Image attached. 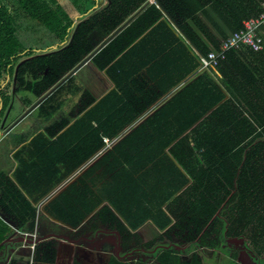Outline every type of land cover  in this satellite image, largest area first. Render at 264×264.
I'll use <instances>...</instances> for the list:
<instances>
[{
    "label": "trees",
    "instance_id": "trees-1",
    "mask_svg": "<svg viewBox=\"0 0 264 264\" xmlns=\"http://www.w3.org/2000/svg\"><path fill=\"white\" fill-rule=\"evenodd\" d=\"M96 1L75 0L70 13L56 0H0V124L12 98L14 67L32 54H22L26 48L17 39L18 25L24 20L42 24L54 42L51 47L59 46L57 52L26 60L17 70L16 94L44 97L94 50L89 40L93 31L110 34L148 0H107L109 5L76 23L75 15L87 13ZM205 4L229 31L228 35L219 31L217 38L213 30L220 28L215 18L207 15V25L200 17H192L210 49L194 31L177 23L201 57L219 50L222 41L244 28L246 20L258 17L264 0H194L192 9ZM162 17L155 5L149 6L92 58L97 69H107L115 89L91 108L94 99L83 92L71 126L72 119L54 117L65 104L63 96L73 94L67 85L74 77L40 105L39 117L46 125L41 128L44 132L16 152L18 185L0 173V209L15 226L0 217V252L20 245L24 235L36 230L35 204L103 149L104 139L121 137L98 163L49 202L46 213L50 218L75 228L89 217L84 229L113 230L123 247L137 241L138 248L155 257L146 263L113 256L107 264H204L197 253L182 259L176 247L184 243L189 250L218 248L223 238L240 237L247 239L253 253L264 256V48L260 53L249 48L228 52L216 67L219 81L201 74L154 116L134 127L156 98L179 85L199 65V58L161 22L153 34L161 30L171 33L172 39L163 50L171 48L172 54L182 51L184 55L179 58L178 54L174 71L156 73L160 92L136 85L134 80L146 65L138 61V54L145 45L152 46L146 37L140 45L136 41ZM149 53V58L157 56ZM132 88L157 94L137 109V99L128 98ZM26 140L22 137L16 145ZM148 220L151 223L145 226L154 237L144 242L141 232L133 231ZM159 248L162 251L157 253Z\"/></svg>",
    "mask_w": 264,
    "mask_h": 264
},
{
    "label": "crops",
    "instance_id": "crops-1",
    "mask_svg": "<svg viewBox=\"0 0 264 264\" xmlns=\"http://www.w3.org/2000/svg\"><path fill=\"white\" fill-rule=\"evenodd\" d=\"M104 1L106 3L103 5L102 0H97L96 5L93 7V9L89 10L87 13L75 15L76 23H79L80 19L84 18L85 16L89 17L90 15H92L95 12V10L109 5V2L107 0ZM187 3L189 4L186 7ZM192 4H194V0H148L131 18H128L123 23L122 26H119L122 28L113 37L110 36L119 27L113 30L108 35H105L100 30L93 31L92 34L89 36L90 43L94 47V50L100 46L104 48L107 45V43L111 39H113L122 29L126 28L137 17L142 15V13H144V11L149 6L155 5L162 12L163 17L158 23L154 24L153 27L149 28L145 32V34L141 35L136 41L137 43L139 42L140 45V42L143 40L144 37H146L148 40L150 39L149 41L151 42L152 46L145 45L142 49V52L141 53L139 52L140 55L138 54L139 57L138 61L146 65L142 68V70L136 76L134 81L136 82V85L139 88L141 87H145L146 89L156 88L157 92H160V87L158 86L155 80L156 73L161 71L164 72L174 71L176 65L175 59L177 58L178 54H179L178 56L179 58L183 57L184 55L182 51H178L179 53L172 54L171 48L163 50L164 46L170 47V45L167 46V42H172V39H171V33L164 34L163 31L161 30L156 31L155 34H153L152 30L156 29L161 22H165L167 27H169L170 30H173L175 36H179L181 41L184 43V45L186 47H189V49L192 51V54L197 56L198 58L200 57L198 51H196L194 47H192L190 41L178 30L177 28L178 22L188 27L189 31L191 30L194 31L199 37V39L205 43V46L208 49H210V45L206 40V37L197 29V27L193 23L191 19L192 17L194 16L200 17V19L205 24L209 25L207 18V15H209L213 19L215 18L217 25L220 28V30L216 29V31L215 29L213 30L212 28L217 38L221 37V35L219 34V31L221 30H222L221 32L227 33V35L229 34V31L224 26V24L215 17L216 15L209 8V4L208 5L205 4L204 7L198 8L195 11H193L192 9ZM204 11L205 14L203 13ZM131 19L133 20L130 23H128V21H130ZM170 30L169 32H171ZM164 31H166V28L164 29ZM97 33L103 35L101 37H98ZM63 45L65 46L66 42L62 43V46ZM149 51L153 55H157V56H155L154 58H149L150 56ZM92 52L83 60V62L79 63L76 66L77 68L80 64H82V67L79 70H77L75 74L72 75V77L74 78L72 82L69 84V88H72L73 94L66 93L63 96V100L65 102L64 106H65L67 103V99H65L67 95L71 97V96H77L79 94L78 95L79 101L75 105L72 111L73 118L71 119L73 121L71 123L74 122L75 120L74 117L77 116V111H78L77 106L79 105L80 97L83 94V92L89 93L90 96H92V98L94 99V103L89 107L91 108L101 98L107 95L111 90L115 89V84L110 78L107 69L99 70L93 64L92 58L98 52L95 55L91 56ZM199 67H200V63L198 67L195 69V71L189 74L179 85L172 87L167 92H163L162 96L156 98L152 106L149 109H147L143 114H140V116L137 117V120L133 126L136 127L142 124L145 120H147L151 116H154L155 113L163 105H165L167 102L170 101V99L178 92L179 89L194 82L201 74L207 73L209 76L211 75V78H213L216 81H219L218 78H220V74L216 69L214 70L211 69V71L210 69L201 71ZM66 82H68V80ZM66 82H64L63 84H65ZM101 82H103V85H101L102 84ZM128 85L131 86V82H128ZM156 94L157 93L155 92H148V91H143L142 89L132 88L130 95H128V98L133 99L134 101L137 99L136 100L137 109H139L141 108L142 105L147 103L151 98L155 97ZM63 107L61 110H59L58 113L63 111ZM89 108H87L84 112H82L78 117L82 116L87 110H89ZM61 116L65 117L64 114H61L59 117ZM65 130L66 129H64L62 132H64ZM130 130L131 127L126 128L122 132V135L126 134V132ZM120 139L121 137L118 140L109 141L108 145H105L103 149H101L98 153H96V155L92 159H90L88 163L84 164L76 171L72 172L73 174L70 175L71 178L69 177L68 180H66L64 183H61V185L59 184V186L55 188V189L61 188V186L65 184V186L62 187L59 192H57L56 194L54 193L51 195L49 194L45 198H43L39 203L35 204V207L38 208L37 227L32 234H26V236H32L33 239L35 240L37 239V242L34 245L20 243V245H16L11 249L6 248L2 250L0 252V264H11V262L14 260L18 261V263L20 264H107V262L111 259V257L115 256V252L114 254L112 251L110 253L112 247L116 248L115 239L112 236H107V238L104 237L106 235L96 236L95 231H91L88 228L87 229L83 228L84 223L87 221L89 217L86 220H84L83 224H81L82 222L80 223L81 225L79 224L80 227L78 228L75 227L76 229H73L72 227L63 224L62 222L50 218L49 215L46 213V206L49 204L51 200H53L57 195H59V193L63 189H65L69 185V183L75 181L81 174H84L86 171L91 169L96 163H98L99 160L104 155H106L108 151L113 149V147ZM168 157L170 158L169 155ZM170 160L177 168H179L178 165L171 158ZM105 165H107V163H105ZM12 181L16 185H18L14 179H12ZM26 196L29 198L27 194ZM103 204L109 205L107 201H105ZM110 208L113 209L111 206ZM114 213L121 221H123V219L117 212L114 211ZM0 214L2 215V211H0ZM53 221L57 223H53ZM147 222L151 223L150 220L146 221L143 225H141L135 231H133V233H135L136 231H140ZM147 228L150 230L149 227ZM104 241H107L105 245H103ZM94 242L97 243L96 247H92V244ZM254 254L255 253H253V255ZM253 260L255 261V264H264V256L255 255L253 256Z\"/></svg>",
    "mask_w": 264,
    "mask_h": 264
},
{
    "label": "rangeland",
    "instance_id": "rangeland-1",
    "mask_svg": "<svg viewBox=\"0 0 264 264\" xmlns=\"http://www.w3.org/2000/svg\"><path fill=\"white\" fill-rule=\"evenodd\" d=\"M82 1V0H81ZM84 1V0H83ZM57 3L62 5L64 9H67L70 13H73V4L75 0H56ZM106 2L102 0V4L104 5ZM93 9V7L91 8ZM90 9V10H91ZM98 37H101L103 34L97 33ZM17 39L21 41L22 45L26 49L30 48H43V47H51V43L53 45V41L51 39V35L49 30H47L42 24L32 23L24 20L20 25H18L16 31ZM103 85V82H101ZM69 88V84L67 85V89ZM104 90V89H102ZM79 95V94H78ZM66 96L67 99L66 105L63 107V111L56 114L54 119L59 118L61 114H64L67 118L72 117V111L75 105L79 101V96ZM18 100L15 99L13 104V109L9 115V120L11 122L16 119L18 116L23 114L26 110H30L29 107H32V104H36V97L29 93H20L18 94ZM35 102V103H34ZM18 124V123H17ZM46 123H43L41 118L39 117L38 109L35 110L32 114H30L22 123L18 124L13 130V134H21L25 133L28 137L35 133H37ZM13 134L7 135L6 137L0 140V173H6L7 169L12 166L13 160L10 156V151L14 149V136ZM30 140V138H29ZM141 237L143 241L151 240L154 235L149 231V229L144 226L141 230ZM139 242H135L131 245V247L138 246ZM179 248V247H177ZM110 250V249H109ZM162 248L157 250V253L161 252ZM178 251V249H177ZM111 253V250H110ZM194 253H197L199 258H202L204 264H255L253 260V249L249 245L247 239L245 237L240 238H223L218 248H210V247H199L194 248L192 250L187 249V247H183V250H179L180 257L184 260H188L192 257ZM149 255V256H148ZM153 253L146 254L142 257V260L146 263H152L154 260ZM152 256V257H151ZM136 260H139V255H134ZM257 258V257H256ZM134 260V259H133ZM257 260V259H256Z\"/></svg>",
    "mask_w": 264,
    "mask_h": 264
},
{
    "label": "flooded vegetation",
    "instance_id": "flooded-vegetation-1",
    "mask_svg": "<svg viewBox=\"0 0 264 264\" xmlns=\"http://www.w3.org/2000/svg\"><path fill=\"white\" fill-rule=\"evenodd\" d=\"M58 48H59V46L43 47V48H37V49L36 48H30V49H26L22 54L32 53L31 56H29L26 59V60H29V59H35V58H38V57H43V56H48L50 54H53V53H55V52H57L59 50ZM26 60L21 61L20 63H18L14 67L15 71H14V77H13V83H12V92H11V95H12L11 97L12 98H11V102H10L8 108L6 109L5 114H4V117H3L2 121H1V124H0V135H1L0 140L2 138L6 137L7 135L13 134L12 132L15 129V127L18 124L22 123L30 114H32L33 112H35V110L38 109L40 107V105L44 102L43 101L35 110H33L32 112H30L28 115L25 116V114L28 112V110H26L23 114H21L20 116H18L12 122H11V120H9V115H10L12 109H13V104L15 102V99L18 100L17 97H18V94H20V93H17L16 94V92H15V86H16V83H17L16 82L17 70H18V67H20ZM34 66L38 70L39 69H42V67L40 65H34ZM6 79L8 81L9 78H6ZM7 81L2 85V87H4L7 84ZM24 93H29V94L33 95L30 92H24ZM41 98H43V97H37L36 98V103ZM18 101H20V100H18ZM34 105L32 104V107ZM32 107L30 106L29 109H31ZM41 132H44V129L39 130L37 133L33 134L32 137L31 136L28 137L27 135H24L25 133L13 134V136H14V142H13L14 149L12 148L11 151L9 152L10 153V156L12 157L13 163H12V166L9 169H7V171L5 173L9 179H11V180L14 179L15 180L14 173L16 172L17 168L20 167V160L17 159L16 152L18 150L23 149V147L28 146L29 145V142H31ZM22 137H27L28 140H26L23 143H20V144L16 145V141L17 140H20ZM29 138H30V140H29ZM72 174L73 173L71 172L70 174H68L67 176H65L59 184L61 185V183H64L66 180H68L69 177H70V175H72ZM58 186L59 185H57L56 187H58ZM64 186H65V184H63L61 186V188L64 187ZM55 188H53L50 191V193H49L50 195L53 194V193L56 194L57 192H59L61 190V188H57V189H55ZM0 211H3V210L0 209ZM99 235H102V236L106 235V236H104L105 238H107V236H112L115 239L116 248H113L112 247L111 248V251L113 252V254L115 252V257H117L121 261H124V262H134V261H136V259L134 258V255H137L138 254L139 255V258H141L139 260H142V257L145 256L146 251L144 250V248H138L137 246H134V248L131 247V245L134 242L132 244H130V245H127V246L123 247L122 244L120 243L119 236L113 230H110V229H107V228H101L98 232H96V236H99ZM106 242L107 241H104L103 242V245H105ZM96 246H97V243L94 242L92 244V247H96ZM183 247H187V246L184 243H182L181 247H179V248L176 247V249H178V251L179 250H183ZM131 248H133V249L131 250ZM140 256H142V257H140ZM142 261H144V260H142Z\"/></svg>",
    "mask_w": 264,
    "mask_h": 264
},
{
    "label": "built area",
    "instance_id": "built-area-1",
    "mask_svg": "<svg viewBox=\"0 0 264 264\" xmlns=\"http://www.w3.org/2000/svg\"><path fill=\"white\" fill-rule=\"evenodd\" d=\"M264 5L262 13L258 17L248 19L244 22V28L229 35L222 41L219 50L210 52L206 57H199L201 71L207 69H216L220 62L225 59L228 52L249 48L254 53H260L264 48ZM106 145L109 141L104 139Z\"/></svg>",
    "mask_w": 264,
    "mask_h": 264
},
{
    "label": "water",
    "instance_id": "water-1",
    "mask_svg": "<svg viewBox=\"0 0 264 264\" xmlns=\"http://www.w3.org/2000/svg\"><path fill=\"white\" fill-rule=\"evenodd\" d=\"M133 19H131L130 21H128V23H130L131 21H132ZM125 26V25H124ZM123 26V27H124ZM122 27H119L116 31H114L113 33H112V35L110 36V37H113L120 29H121ZM102 48V46H100V47H98L97 49H95L93 52H92V54H91V56H93V55H95L100 49ZM82 67V64H80L72 73H70L62 82H60L57 86H55L52 90H50L43 98H41L26 114H25V116L26 115H28L30 112H32L33 110H35L43 101H45L47 98H49L64 82H66L70 77H72V75L73 74H75V72H77V70H79L80 68ZM74 123V122H73ZM73 123H71L69 126H71ZM68 126V127H69ZM67 127V128H68ZM66 128V129H67ZM0 138H1V135H0ZM0 217H1V219L2 220H4L6 223H8L9 225H11L12 226V228L14 227L15 228V226H14V224L12 223V222H10L9 220H8V218H6L4 215H1L0 214ZM84 222V221H83ZM83 222L81 223V224H83ZM53 223H57V222H55V221H53ZM80 224V225H81ZM80 225L79 226H77L76 228H78V227H80ZM76 228H73V229H76ZM27 237V238H26ZM37 242V239L35 240V239H33V237L32 236H26V235H24V237H22L21 238V240H20V243H26V244H35ZM11 249V248H10Z\"/></svg>",
    "mask_w": 264,
    "mask_h": 264
}]
</instances>
